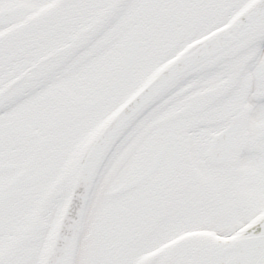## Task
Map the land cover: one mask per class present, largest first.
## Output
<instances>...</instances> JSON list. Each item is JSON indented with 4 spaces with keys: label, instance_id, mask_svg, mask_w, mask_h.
I'll use <instances>...</instances> for the list:
<instances>
[{
    "label": "snow or ice",
    "instance_id": "snow-or-ice-1",
    "mask_svg": "<svg viewBox=\"0 0 264 264\" xmlns=\"http://www.w3.org/2000/svg\"><path fill=\"white\" fill-rule=\"evenodd\" d=\"M0 264H264V0H0Z\"/></svg>",
    "mask_w": 264,
    "mask_h": 264
}]
</instances>
